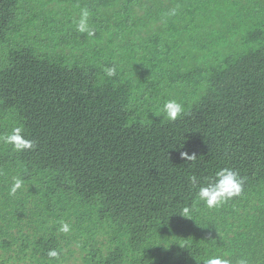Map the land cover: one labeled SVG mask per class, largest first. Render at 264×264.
Segmentation results:
<instances>
[{
    "label": "trees",
    "instance_id": "trees-1",
    "mask_svg": "<svg viewBox=\"0 0 264 264\" xmlns=\"http://www.w3.org/2000/svg\"><path fill=\"white\" fill-rule=\"evenodd\" d=\"M17 126L36 147L0 141V264H264V0H0V136ZM223 167L243 191L208 208Z\"/></svg>",
    "mask_w": 264,
    "mask_h": 264
},
{
    "label": "clouds",
    "instance_id": "clouds-1",
    "mask_svg": "<svg viewBox=\"0 0 264 264\" xmlns=\"http://www.w3.org/2000/svg\"><path fill=\"white\" fill-rule=\"evenodd\" d=\"M175 15V9L171 12ZM90 12L87 8L81 9L80 18L76 24L77 31L80 33H86L89 36L94 35V31L90 30L89 26ZM105 73L108 77H113L116 74L115 67H106ZM184 113L183 105L176 100H166L163 104L161 115L166 121H176ZM25 130L21 126L14 127L12 132L7 135L0 136V141L4 144L11 145L16 152H23L25 150H32L36 147L35 142L29 139L25 134ZM182 158L187 161L194 162L197 159L195 153L189 154L188 152L181 153ZM206 184L199 186L196 193L197 198L204 202L208 208H215L221 206L229 200L241 195L244 186V178L240 176V173L228 167L218 169L214 176L206 178ZM191 182L194 186L197 185L196 177L191 178ZM24 186V182L19 177H14L13 182L10 185L9 194L15 196L18 190H21ZM183 216L192 218L188 214V209L183 210ZM61 233H69L71 226L62 222L58 229ZM50 259H58L60 253L56 249H50L47 253ZM203 264H232L229 259L221 256H210L203 260ZM237 264H247L245 259H240Z\"/></svg>",
    "mask_w": 264,
    "mask_h": 264
}]
</instances>
